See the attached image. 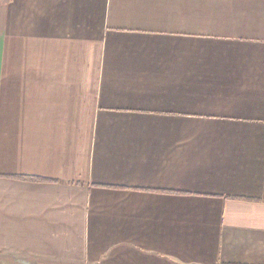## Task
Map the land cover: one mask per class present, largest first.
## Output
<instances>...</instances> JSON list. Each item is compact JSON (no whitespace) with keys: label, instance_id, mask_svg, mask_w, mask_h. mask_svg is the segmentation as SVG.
I'll use <instances>...</instances> for the list:
<instances>
[{"label":"crops","instance_id":"crops-1","mask_svg":"<svg viewBox=\"0 0 264 264\" xmlns=\"http://www.w3.org/2000/svg\"><path fill=\"white\" fill-rule=\"evenodd\" d=\"M0 264H264V0H0Z\"/></svg>","mask_w":264,"mask_h":264}]
</instances>
